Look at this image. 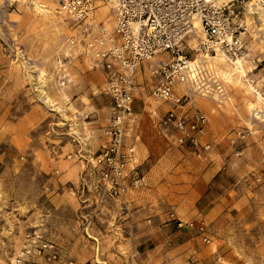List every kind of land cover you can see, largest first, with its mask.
Masks as SVG:
<instances>
[{
	"label": "rangeland",
	"instance_id": "rangeland-1",
	"mask_svg": "<svg viewBox=\"0 0 264 264\" xmlns=\"http://www.w3.org/2000/svg\"><path fill=\"white\" fill-rule=\"evenodd\" d=\"M96 16L111 23L104 4L99 5ZM263 16L261 7L245 12L248 54L239 63L221 60L219 55L211 57L228 98L219 104L211 96L195 95L186 104V108L197 106L209 119L211 131L207 129L201 140L211 141V147L222 145L226 152L230 163L220 182H233L237 193L254 194V212L243 221L234 217L237 210L232 208L223 223L228 231L223 245L228 248L221 252L217 248L221 243L218 225L212 227L199 219L187 227L178 226L193 231L192 251L179 260L163 257L157 264H264V249L254 248L264 238ZM70 31L68 20L53 0H0V264H67L70 259L72 264L132 262V240L110 229L109 221L101 217L94 219V232L86 230L82 225L85 219L73 204L79 202L71 188L77 183L81 157L97 152L104 140L109 96L102 91L100 69L90 68L85 59L58 61ZM199 39L191 32L180 48L190 57L198 56L194 46ZM166 57L163 51L145 59L136 71L139 85L134 107L142 119L149 120L148 128L153 126L156 131L158 119L169 105L151 95L155 81L149 69ZM238 129L247 134L236 137ZM231 137H236L235 141ZM182 146L195 154L204 152ZM252 173L261 179L249 185L245 177ZM249 221L252 226L245 224ZM46 241L53 243L55 257L48 258L49 249L40 248ZM205 247L212 251L204 254ZM227 250L232 259L224 256Z\"/></svg>",
	"mask_w": 264,
	"mask_h": 264
},
{
	"label": "built area",
	"instance_id": "built-area-1",
	"mask_svg": "<svg viewBox=\"0 0 264 264\" xmlns=\"http://www.w3.org/2000/svg\"><path fill=\"white\" fill-rule=\"evenodd\" d=\"M53 1L71 27L58 61L63 64L70 58L85 59L90 68L100 69L104 75L102 91L111 102L108 121L102 128L104 140L97 152L81 157L82 167L71 190L81 204L97 211L109 201L125 206L129 202L128 192L144 185L136 157L142 132L134 107L140 64L158 53H167L166 59H158L149 69L155 81L151 95L169 105L158 119L159 132L198 152L209 149L211 141L201 140L208 129L207 115L197 106L186 108V104L195 95L211 96L219 104L228 98L211 57L222 55L234 62L248 54L245 12L254 7L264 8V0ZM101 4L107 7L110 24L96 16ZM191 32L200 38L194 46L198 56L194 57L180 48ZM59 78L63 84L65 75ZM246 134L238 129L236 137ZM236 137L230 140L233 142ZM260 179L254 173L245 177L249 185ZM169 217L178 226L193 224L192 220L176 217L174 211L169 212ZM198 229L204 230L203 225H198ZM53 246L46 241L40 248L49 249V258L56 255ZM67 264H72V260Z\"/></svg>",
	"mask_w": 264,
	"mask_h": 264
},
{
	"label": "crops",
	"instance_id": "crops-1",
	"mask_svg": "<svg viewBox=\"0 0 264 264\" xmlns=\"http://www.w3.org/2000/svg\"><path fill=\"white\" fill-rule=\"evenodd\" d=\"M110 105L109 98L106 104L108 114ZM138 117L142 134L137 142L136 157L143 172L144 185L128 192L129 202L125 206L109 201L97 211L80 202L73 203L85 219L83 228L94 232V219H107L110 229L132 240L131 264H157L166 256L179 260L192 251L190 241L195 237L190 236L193 231L187 230L185 224V227H178L176 220L169 217V212L174 211L176 217L185 221L202 219L212 227L218 225L221 243L217 248L220 252L228 248L223 245L224 235L228 232L224 221L230 218L232 208L237 210L234 217L244 221L247 214L254 212L256 198L248 191L235 192L233 182L227 185L220 182L223 169L230 163L223 146H212L195 154L189 147L177 146L158 134L155 127L154 130L153 126L148 128L149 120L142 119L141 115ZM209 128L211 131L210 124ZM245 224L252 226L253 221ZM261 233L264 234V227ZM262 242L264 238L254 248L264 249ZM211 251L209 247L203 249L204 254ZM224 256L232 259L230 250Z\"/></svg>",
	"mask_w": 264,
	"mask_h": 264
},
{
	"label": "bare ground",
	"instance_id": "bare-ground-1",
	"mask_svg": "<svg viewBox=\"0 0 264 264\" xmlns=\"http://www.w3.org/2000/svg\"><path fill=\"white\" fill-rule=\"evenodd\" d=\"M257 8H259V7H257ZM261 9H263L264 10V8H261ZM250 12H254V10H250ZM264 17V16H263ZM217 56V55H216ZM215 56V57H216ZM219 59H221V60H223L224 59V57L222 56V55H219ZM220 60V61H221ZM241 61V59H239V58H237L235 61H234V63H239ZM227 62V61H226ZM235 69H237L238 71H241V73H242V69L241 68H239L238 66H236L235 65V67H234ZM227 72H229V71H227ZM230 74H231V72H229ZM231 76H232V74H231ZM258 94V93H257ZM263 97V96H262ZM260 98H261V96H260Z\"/></svg>",
	"mask_w": 264,
	"mask_h": 264
}]
</instances>
